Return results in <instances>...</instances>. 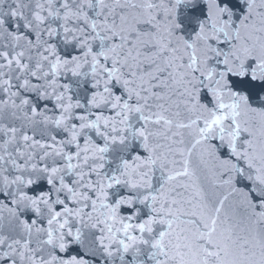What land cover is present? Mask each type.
<instances>
[{"label": "snow or ice", "instance_id": "snow-or-ice-1", "mask_svg": "<svg viewBox=\"0 0 264 264\" xmlns=\"http://www.w3.org/2000/svg\"><path fill=\"white\" fill-rule=\"evenodd\" d=\"M0 264H264V0H0Z\"/></svg>", "mask_w": 264, "mask_h": 264}]
</instances>
